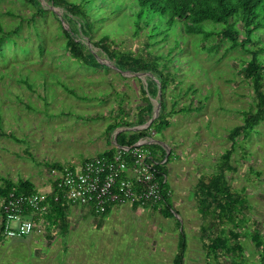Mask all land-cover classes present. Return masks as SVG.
Returning <instances> with one entry per match:
<instances>
[{
	"label": "rangeland",
	"instance_id": "obj_1",
	"mask_svg": "<svg viewBox=\"0 0 264 264\" xmlns=\"http://www.w3.org/2000/svg\"><path fill=\"white\" fill-rule=\"evenodd\" d=\"M38 1L45 13L24 0H0V24L5 31L14 32L9 41L0 45V102L3 109L7 107L2 111L0 127L5 134L21 139L14 142L0 136V178L37 185L51 177L49 166L54 163L63 161V168H71L97 157L106 146L105 127L123 118L119 110L129 122H134L143 103L140 89L146 86V77L155 79L149 73L117 70L103 54H96L99 50L92 42L108 35L116 41L111 49L136 57L145 56L146 51L166 56L173 47L172 38L149 48L143 33L132 34V20L125 6L135 0H66L90 2L91 36L75 38L97 56L102 69L84 67L70 59L64 48V31L69 32L70 24L63 19V10L54 7L51 0ZM258 37L264 42V28ZM186 41L172 54L179 68V79L167 87L164 102L166 112L187 106H191V111L170 115L169 127L157 136L162 141L168 138L180 161L168 182L173 217L162 214L163 206L155 209L121 206L122 211L112 210L103 217L73 207L65 229L49 223L41 235L2 240L0 264H76L78 259L93 264L103 257L105 262L110 257L119 260L127 254L134 257L140 253L139 249L155 246L162 247L167 252L163 256L170 257L177 249L181 232L187 242L184 264L231 263L233 257L214 256L203 249L201 236L206 233L201 228L205 222L197 211L193 193L200 176L210 177L217 172L222 155L232 145L228 138L230 130L241 125L242 112L254 106L253 93L241 74V62L250 55L240 49H229L228 43L218 37L206 42L199 37H186ZM260 56H264V49ZM26 74L35 88L33 92L16 82ZM58 81L86 99L67 95ZM40 96H46V112ZM158 98L157 95L150 100L154 119L158 116L155 114ZM174 100L176 105L172 106ZM26 105L34 107L28 109ZM145 125L134 127L139 131ZM235 141L230 159L233 171L225 175L241 201L235 214V232L243 249V264H262L261 251L255 247L252 236L257 231L264 242V122L248 138L239 136ZM232 227L224 224L217 232H227ZM47 235L52 238L50 243ZM154 238L162 245H156ZM147 239L152 243L146 245ZM156 255L161 256L159 252Z\"/></svg>",
	"mask_w": 264,
	"mask_h": 264
},
{
	"label": "trees",
	"instance_id": "obj_2",
	"mask_svg": "<svg viewBox=\"0 0 264 264\" xmlns=\"http://www.w3.org/2000/svg\"><path fill=\"white\" fill-rule=\"evenodd\" d=\"M24 1L38 12L45 13L38 0ZM51 2L54 7L63 10V19L70 24L69 32L64 31V48L69 58L84 67L102 69L97 56L84 47L83 44L76 42L78 35H82L85 38L91 36L92 28L89 14L91 8L88 9L90 2L88 1L85 4L66 0H51ZM127 9L128 17L132 20L133 28H130L132 29V34L137 36L143 33L146 47L161 46L166 42H170L171 38L173 47L169 48L166 56L153 55L146 51L145 56L136 57L130 52H116V50L111 49V46L116 41L108 35H104L97 41L92 42L93 47L99 50L96 54L98 56L103 54L109 61L114 63L117 70L131 73H149L156 79L155 81L151 77H146V86L140 89L143 95L142 107L138 110L134 122H129L123 115V111L119 110L118 113L122 114L123 118L114 120L106 126L105 137L108 145H110V137L117 129L143 126L150 121L153 111L150 100L156 99L159 90L161 98L159 116L147 128L134 132L118 133L116 136L117 147H132L140 140L148 138L150 131H153L155 137H157L169 127L170 115L191 111V106H187V108L184 107L180 111L171 109V112H166V104L164 102L167 87L170 83H174L176 79H179L177 73L179 68L175 65L176 58L172 54L176 48H180V45L184 46L187 44L186 37H199L201 42H206L207 39L212 37H218L221 42L226 41L228 43L229 49H240L250 55V58L244 63L243 61L241 62V74L243 81L249 85L253 93L254 106L251 110L242 112V124L230 130L228 138L232 145L222 155V161L217 165V172L210 177L200 176L193 193L197 211L205 222L201 228L202 232L206 233L205 236H201L205 252L214 256L233 257L230 264H243V249L238 242L239 234L235 232L237 227L235 214L238 213L237 205L241 204V201L227 183L225 175L227 172L233 171L230 159L234 151L235 140L239 136L245 139L248 138L255 128L264 122V56H260L261 50L264 49V42L258 37V33L264 28V0H135L134 4L129 3L125 6V10ZM13 33L5 31L0 24V45L4 41H9L10 35ZM159 36H161L160 39H158ZM248 45L251 46L248 47ZM3 61H7V59H3ZM185 64L187 65V59H185ZM168 65H172V67ZM26 75L21 76L16 82L25 86L28 91L33 92L35 90L33 83ZM58 83L67 95L78 100L86 99V96H81L74 88L63 84L61 81H58ZM158 85L160 89H158ZM188 90L192 91L191 88ZM40 98L44 103L43 111L46 112L48 105V102L45 101L46 96H43V98L40 96ZM17 99L20 100V97ZM20 101L22 102V100ZM2 105L0 102V120L3 117L2 111L7 109V107L3 109ZM175 105L176 101L174 100L172 106ZM26 107L33 109L34 106L26 105ZM61 114L65 115L62 112ZM0 136H7L14 142L21 141V139L12 134H5L1 127ZM116 146L113 145L110 149L98 154L97 157H111ZM144 149L150 152L152 158H155L156 153L154 152L161 151L162 155L157 158V162L166 159L163 164L157 166V178L164 190L162 206L165 210H162V214L165 217H173L169 197L165 195L169 189L167 184L164 183L166 176L165 165L169 160V156H165V151L159 145H146ZM49 167L50 169H63L58 163H54ZM0 181L1 200L5 199L13 191L18 194H28L35 191L33 184L26 180L14 182L11 179L1 177ZM157 207L154 206L152 208ZM67 210L68 205L64 202L52 205L44 219L53 225L59 224L62 227L64 224L65 226L67 224ZM108 211L109 209L104 214L97 216H105ZM228 223L234 225V227L229 228L227 232L223 230L217 232L219 226L222 227ZM47 237L51 238L48 235ZM252 239L255 247L261 251V263L264 264V242L257 231L254 232ZM0 240H2L1 236ZM186 247V237L181 232L178 236L176 254L172 264L184 263ZM217 264L224 263L217 262Z\"/></svg>",
	"mask_w": 264,
	"mask_h": 264
},
{
	"label": "built area",
	"instance_id": "obj_3",
	"mask_svg": "<svg viewBox=\"0 0 264 264\" xmlns=\"http://www.w3.org/2000/svg\"><path fill=\"white\" fill-rule=\"evenodd\" d=\"M154 138L150 131L148 138L132 147H116L111 157H92L71 168L52 169L51 183L44 190L9 193L0 205L1 238L43 234L49 226L44 216L52 205L61 202L86 207L95 215L123 205L162 207L164 190L157 178V166L165 161L157 162L160 154L152 158L144 149ZM165 195L169 197L170 191Z\"/></svg>",
	"mask_w": 264,
	"mask_h": 264
},
{
	"label": "crops",
	"instance_id": "obj_4",
	"mask_svg": "<svg viewBox=\"0 0 264 264\" xmlns=\"http://www.w3.org/2000/svg\"><path fill=\"white\" fill-rule=\"evenodd\" d=\"M104 131H105V129H104ZM114 135H115V133H114ZM97 136H98V133L96 135H93L92 136V139L95 138V137H97ZM113 138H114V136L113 137H110V145L109 146H111V147L113 146ZM99 139L100 138H96V140H99ZM104 139H105L104 141H105L106 146H104L102 148V151L99 152V153H102L103 151H105V150H107V149L110 148L109 146L107 147L108 144H107V138L105 137V133H104ZM151 144L152 145H159L165 151V156H169V160H168V162L165 165V168H166V176L164 178V183L167 184L168 189L171 192V187L169 186V183L168 182L170 181V179H172L173 174H175V172H177L178 169H176V166L178 165V163L180 161H179L178 157H176V154L174 153V150H173L172 146L170 145V143L168 141V138H167V140L162 141L159 138L155 137L154 139H152ZM172 150H173V152H172ZM154 153L162 155V152L161 151H156ZM163 160L166 161V159H163ZM62 162H57V163L60 164L61 167H63V163ZM55 170H58V169H55ZM58 171H61V170H58ZM50 178L51 177L46 178V183L43 182V183H40L38 185L36 183H32L31 182L33 184V186H34V190H44L45 187L47 186V184L48 183H51L50 182L51 181ZM123 206L124 207L127 206L129 208H135V207L136 208H139L137 206H130V205H123ZM73 207H78V208L86 209L87 211H89L88 212L89 215L90 214L93 215V213L90 210H88V208H86V207H82V206H70V205H68V210H67V223H68L69 211ZM119 207H121V206H115V207L110 208L106 215H108L112 210L122 211V210H119ZM129 208H127V209H129ZM146 208H148V207L140 208V209H146ZM95 216H97V215H95ZM65 227H67V224H65V226L63 224V226L61 227V229H63V228L65 229ZM156 239L157 238H154V240H156ZM2 240H4V239H2ZM2 240H0V243H1ZM47 240H48L47 243H50L52 241V238H48L47 237ZM145 241H146V245H149V244L152 243V241H150L149 239H147ZM155 242H156V245L157 244L162 245V243H161V241L159 239H157ZM37 244H40V242H38ZM111 244H113V243H111ZM128 245H131V244L128 243ZM154 245H155V243H154ZM151 248L150 247H147V249H144V248L143 249H139L138 248L140 250V253H138V254L135 253L136 256L132 257L129 254H127V255H124L122 258H119V260H116V258H114V257H110L107 260V262H105L104 259H103L104 257L103 258H98V259H95V261L93 262V264H172L173 263V258L175 256L176 250H175V253L172 254L169 257V256H163V252L164 253H167V252L164 251L162 247H160V249L157 246L153 247L152 249ZM156 252H159V255H161V256H157L156 255ZM153 253H155V254H153ZM150 254H152L153 256L150 255ZM150 257H154V259H149ZM76 264H85V263H81L80 260L78 259V261H77Z\"/></svg>",
	"mask_w": 264,
	"mask_h": 264
},
{
	"label": "water",
	"instance_id": "obj_5",
	"mask_svg": "<svg viewBox=\"0 0 264 264\" xmlns=\"http://www.w3.org/2000/svg\"><path fill=\"white\" fill-rule=\"evenodd\" d=\"M154 80L156 81V79H154ZM158 89H160V86H159V85H158ZM158 97H159V98H158V105H157V108H156L155 114L159 116V114H160V109H161L160 90L158 91ZM158 116H157V117H158ZM153 120H154V118H152V119L150 120V122H148V123L145 125L144 128L148 127V126L150 125V123H151ZM144 128H142V129H144ZM142 129H141V130H142ZM126 130L136 131L137 129L134 127V128H120V129L116 130V131H115L114 138H113V145L116 146V136H117V134L120 133V132H122V131H126ZM150 144H151V143H149V145H150ZM116 147H117V146H116Z\"/></svg>",
	"mask_w": 264,
	"mask_h": 264
}]
</instances>
